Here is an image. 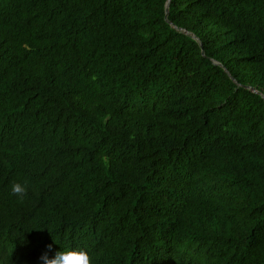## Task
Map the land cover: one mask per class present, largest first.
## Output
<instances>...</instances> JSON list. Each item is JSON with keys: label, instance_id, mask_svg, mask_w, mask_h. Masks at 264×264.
Here are the masks:
<instances>
[{"label": "trees", "instance_id": "trees-1", "mask_svg": "<svg viewBox=\"0 0 264 264\" xmlns=\"http://www.w3.org/2000/svg\"><path fill=\"white\" fill-rule=\"evenodd\" d=\"M166 1L0 0V264H264V0Z\"/></svg>", "mask_w": 264, "mask_h": 264}, {"label": "clouds", "instance_id": "clouds-1", "mask_svg": "<svg viewBox=\"0 0 264 264\" xmlns=\"http://www.w3.org/2000/svg\"><path fill=\"white\" fill-rule=\"evenodd\" d=\"M28 180H13L11 182V194L16 196L20 202L28 194ZM49 250L51 245L48 246ZM40 264H94L93 258L89 250L85 246H68L56 251L53 255H49L48 251L40 256Z\"/></svg>", "mask_w": 264, "mask_h": 264}, {"label": "water", "instance_id": "water-1", "mask_svg": "<svg viewBox=\"0 0 264 264\" xmlns=\"http://www.w3.org/2000/svg\"><path fill=\"white\" fill-rule=\"evenodd\" d=\"M167 13H168V0L166 1V5H165V15H164L165 18H166ZM192 36L198 41L200 47H202L200 40L196 36H194V35H192ZM201 53L203 54L202 49H201Z\"/></svg>", "mask_w": 264, "mask_h": 264}]
</instances>
